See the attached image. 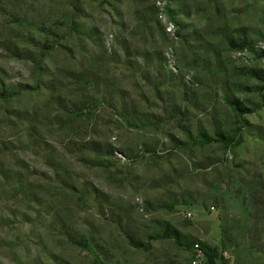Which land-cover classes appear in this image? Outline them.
Returning a JSON list of instances; mask_svg holds the SVG:
<instances>
[{"label":"rangeland","instance_id":"1","mask_svg":"<svg viewBox=\"0 0 264 264\" xmlns=\"http://www.w3.org/2000/svg\"><path fill=\"white\" fill-rule=\"evenodd\" d=\"M261 87L264 0H0V264H264Z\"/></svg>","mask_w":264,"mask_h":264},{"label":"trees","instance_id":"2","mask_svg":"<svg viewBox=\"0 0 264 264\" xmlns=\"http://www.w3.org/2000/svg\"><path fill=\"white\" fill-rule=\"evenodd\" d=\"M244 44H241V47H243ZM264 91V87H261L259 88V94L261 95L262 92ZM4 98V93H0V99H3ZM229 105L232 107V109L237 113V116L238 117H242L244 114L247 113V109L245 108H240L238 105L236 104H233V103H230L229 102ZM215 141V140H214ZM218 141V140H216ZM225 141L229 142L230 140H227L225 139ZM156 238H162V239H169V240H173L175 241L176 243L179 242V238H178V235L175 231H170L168 229L164 230L159 236H157ZM128 243L133 246L134 248H137V249H141L143 251H146L148 249V246L145 244V245H142V244H136L134 243L133 241L131 240H128ZM195 243H198V242H194V243H190L188 242L187 243V246L192 250V246L193 244ZM200 248L202 249L203 253H206V247H204L203 244H200Z\"/></svg>","mask_w":264,"mask_h":264},{"label":"built area","instance_id":"3","mask_svg":"<svg viewBox=\"0 0 264 264\" xmlns=\"http://www.w3.org/2000/svg\"><path fill=\"white\" fill-rule=\"evenodd\" d=\"M192 252L194 255L191 264H201L200 260L203 257V251L198 243L193 244Z\"/></svg>","mask_w":264,"mask_h":264}]
</instances>
